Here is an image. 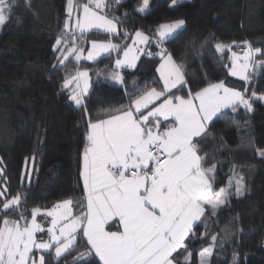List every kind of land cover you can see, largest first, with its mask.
I'll return each instance as SVG.
<instances>
[{"label": "trees", "instance_id": "obj_1", "mask_svg": "<svg viewBox=\"0 0 264 264\" xmlns=\"http://www.w3.org/2000/svg\"><path fill=\"white\" fill-rule=\"evenodd\" d=\"M66 1L30 0L29 4L27 0H17L11 19L0 25V159L4 162L0 166L5 172L9 198L17 193L26 197V203L21 205L26 215L33 207H49L64 199H73L75 214L86 211V201L83 205L75 201L84 200L80 172L89 120L106 119L108 113L127 107L130 97L153 87L162 88L156 71L159 48L152 39L158 25L185 21L162 46L184 65L193 92L223 80L226 86L248 97L253 92L256 97L264 95V67H259L264 56L254 57L257 67L246 82L229 74L228 50L219 53L215 49L216 43L243 41L264 49V0H184L175 6L172 0H149L144 13L136 11L143 0H120L119 4L117 0H106L104 12L118 18L116 42L120 49L130 41L125 32L131 37L140 30L152 40L134 68L121 69L123 84L102 81L95 75L113 68L114 52L95 61L68 57L64 64L59 63L61 52L55 51L54 45L63 36ZM75 35V42L80 41L85 50L90 40L110 38L98 30ZM232 48L240 50L242 46ZM149 52L153 55L149 56ZM82 68H87L90 83L88 95L78 106L70 99V87L63 85L65 78H72ZM172 92L187 98L188 88ZM252 109L247 111L240 105L233 112L227 108L210 122L207 135L195 138L199 155L206 154L204 167L215 165L214 188H227L230 178L232 187L217 215L197 221L195 235L187 238L188 251L192 253L189 264H200V252L213 244L214 235L218 239L206 264H264V157L257 153L258 149L264 150V101L253 98ZM26 167L30 177L22 176ZM241 176L245 190L237 196L235 181ZM4 184L0 181V188ZM18 215L11 213L10 217ZM87 247L86 238L80 234L76 249L59 261L53 250L44 254L48 264H73V257ZM179 252L177 258L184 264V250ZM89 264H99L94 253Z\"/></svg>", "mask_w": 264, "mask_h": 264}, {"label": "snow or ice", "instance_id": "obj_2", "mask_svg": "<svg viewBox=\"0 0 264 264\" xmlns=\"http://www.w3.org/2000/svg\"><path fill=\"white\" fill-rule=\"evenodd\" d=\"M27 3L30 4V0ZM172 3L175 5L177 0H172ZM16 5L17 0H0V25L11 19ZM106 7V0H88L82 4L67 0L65 31L71 33L73 46L56 47L69 43L68 36L57 38L54 50L64 54L60 64H64L69 55H74L77 61L82 58L95 61L103 53L117 52L116 68L136 66L138 57L133 53L138 49L134 46L152 43L151 38L141 31H136L134 37L125 32V38H131L133 44L124 47L123 59L119 56L121 46L110 40H92L87 56H83L85 49L77 50L75 47L76 30L81 36L91 29L119 34L118 18L113 16L109 19L95 10ZM148 7L149 0H143V5L136 11L144 13ZM73 9L78 12L74 23L71 22ZM184 23V20L177 19L162 23L156 29L155 44L161 60L156 71L163 82L162 88L157 90L153 87L142 95L130 97L127 107L108 113L106 119L89 120L80 172L84 200L75 201L81 205L86 201V211L74 215L73 199H64L43 213L39 206L33 207L29 221L25 210L21 209L26 197L17 193L9 198L5 172L0 168V181H5L0 188V216L3 217L0 220V264H48L44 253H50L52 249L59 261L76 249L81 232L89 247L73 257V264H89L93 253L99 258V264H181L177 258L181 249L185 253L184 264H189L192 253L188 251L187 238L195 235L193 228L197 221L217 215V210L227 202L232 187L230 178L227 188H214L215 165L204 167L206 154L199 155L195 138L207 135L208 122L223 109L231 108L235 112L238 106L243 105L247 111H252L253 98L264 100V96L256 97L253 92L252 97L246 98L243 92L226 86L223 80L193 92L183 70L184 65L177 63L171 52L160 47ZM243 43L246 46L242 58L244 63L238 65L241 58L236 57L230 75L247 82L250 80L249 67L253 71L257 67L254 57L257 54L264 56V49L253 48L248 41ZM225 48L231 50L230 45L215 44L219 53H223ZM259 67H264V61ZM88 75V71H81L71 80H64L65 88L76 81L79 89V81L83 79V90H73L70 96L78 106L83 104L82 97L88 95ZM109 79L117 84L125 83L119 73H113ZM186 87L187 98L172 92ZM161 100L158 105L155 103ZM169 120L171 122L164 123ZM257 153L264 157V150L258 149ZM27 161L26 157L25 165ZM3 163L0 159V165ZM30 175L31 171L26 167L22 176ZM242 181V176L235 181L237 196L244 193ZM11 213L19 215L12 219ZM39 214L51 218V226L46 230L47 240L38 241L36 238V233L45 232L37 221ZM110 222L116 224L115 230H111ZM217 239V236H212L213 244L201 250L200 264H206L213 255ZM34 249L41 252L38 259Z\"/></svg>", "mask_w": 264, "mask_h": 264}, {"label": "rangeland", "instance_id": "obj_3", "mask_svg": "<svg viewBox=\"0 0 264 264\" xmlns=\"http://www.w3.org/2000/svg\"><path fill=\"white\" fill-rule=\"evenodd\" d=\"M182 1H184V0H177V3L175 4V5H177L178 3H180V2H182ZM67 2V1H66ZM74 2L76 3V4H82L83 2H81V1H76V0H74ZM88 2V0H86V2L85 3H87ZM175 5H173V3H172V6H175ZM104 8H102V9H95L96 11H98L99 12V14L100 15H106L109 19H111L114 15H111V14H109V13H107V12H104V10H103ZM66 12H67V9H66ZM80 12H82V9H80ZM78 15V12H77V10L76 9H73V11H72V23H74V21H75V17ZM66 19H68V12H67V18ZM66 21V20H65ZM173 22V21H172ZM117 23V22H116ZM164 23H170V22H164ZM91 30H98V31H102V32H105L103 29H91ZM90 30V31H91ZM177 30H179V29H177ZM176 30V31H177ZM136 31H140V30H135L132 34H131V37H134L135 36V32ZM175 31V32H176ZM142 32V31H141ZM174 32V33H175ZM107 33V32H106ZM144 33V32H143ZM174 33H172L170 36H172ZM63 34V36H68V38H69V43L67 44V45H62V48H66V47H72L73 46V43L72 42H70V41H72L71 40V33L70 32H66L65 31V23H64V32L62 33ZM75 34H80V32H79V30H76V33ZM109 34V33H108ZM145 35H147L146 33H144ZM110 35V38L109 39H107V40H96V41H100V42H108L109 40L112 42V43H114V44H118L117 42H116V39H117V34L116 33H112V34H109ZM148 36V35H147ZM169 36V37H170ZM168 37V38H169ZM153 39V41L155 42V40L157 39V37H156V35L152 38ZM91 41L92 40H90L89 42H88V46H87V49H90L91 48ZM244 42V41H243ZM243 42H237V43H233V44H231L230 46H231V50L229 51L228 50V48H225V49H227L228 50V52H229V59H228V61H229V63H228V71H229V74H230V69H231V67H232V62H233V60L234 59H236V57H240L241 59L238 61V65H242L243 63H244V61H243V56H244V52H245V50H246V46L244 45V43ZM74 44H75V47L77 48V50H79V49H83V45L81 44V42L80 41H78V42H74ZM133 44V40L130 38V41L126 44V45H132ZM126 45H124V47L126 46ZM232 45H235V46H237V45H240V46H242V48L239 50V49H237V50H234L233 48H232ZM124 47H122L120 50H119V56H120V58L121 59H123V49H124ZM136 49H138L137 51H135L134 53H133V55H135L136 57H138L137 59H136V61H135V64L137 63V61H138V59H139V57H141L142 56V54H144L145 53V51L147 50L148 51V46L147 45H145V44H137V45H135L134 46ZM160 47H162L163 48V46H162V44L160 45ZM159 52V51H158ZM115 53V55H114V59H113V68L112 69H109V70H105V71H101V72H97V73H95V75H97V77H98V79L99 80H102V81H108V82H110V83H113V84H117L114 80H111V79H109V77L113 74V73H119V75H121V69H123V68H129V69H132V68H134V67H130V66H128V65H124V66H122V67H120V68H116V66H115V60L117 59V52H114ZM233 53H235V56H233ZM108 53H103L101 56H104V55H107ZM60 60L61 59H64V54H62V53H60ZM83 56H87V50H85L84 52H83ZM101 56H99V57H101ZM68 57H72L74 60H76L75 59V56L74 55H69ZM99 57H97V58H99ZM86 61H90V60H87V59H85ZM160 63H161V60L159 61V64H158V66H157V68L159 67V65H160ZM251 70H252V67H249V69H248V75L250 76V73H251ZM81 71H88L87 70V68H82L80 71H78V72H81ZM116 71V72H115ZM76 76V75H75ZM159 76H160V74H159ZM232 76V75H231ZM74 77V76H73ZM233 77H235V78H238V79H240V77L239 76H233ZM88 84L90 83V76L88 75ZM69 80H71V78L69 79ZM242 80V79H241ZM81 81H82V84L80 83V81H79V85H80V87H79V89H77V83H76V81H72L70 84H69V87H70V96H71V94H72V91L73 90H80V91H82L83 90V88H84V81H83V79H81ZM163 83V82H162ZM236 90H238V91H241V90H239V89H236ZM241 92H243V91H241ZM244 93V92H243ZM245 94V93H244ZM246 96V98L248 97L247 95H245ZM261 96H264V95H260L259 97H261ZM82 99H83V97H82ZM261 100V99H260ZM261 101H264V100H261ZM197 104H198V101H197ZM227 108H225V109H223L222 111H224V110H226ZM145 114H146V112H145ZM214 118V117H213ZM213 120V119H212ZM169 122H171L170 120L169 121H167V122H164L165 124H167V123H169ZM210 122L211 121H209L208 123L210 124ZM0 168H1V166H0ZM58 202V201H57ZM57 202H55V203H57ZM54 203V204H55ZM53 204V205H54ZM53 205H51V206H49V207H45V208H42V207H40L41 209H42V213H43V211L44 210H46V209H51L52 208V206ZM73 213H74V210H73ZM74 215H80V213L79 214H75L74 213ZM27 217H28V220L30 221L31 220V210H30V214L29 215H27ZM17 217H14V218H12V219H16ZM37 221H38V223H40L41 224V226L45 229V232H43V233H36V238H37V240L39 241V240H47L49 237H48V234H47V228L48 227H50L51 226V218L50 217H46V216H44L43 214H39L38 215V217H37ZM21 223H23V221H21ZM80 234H82V232L80 233ZM79 238V237H78ZM53 250V252H54V249H52ZM35 253H36V257H37V259H38V257H39V255L41 254V252L40 251H38V250H33Z\"/></svg>", "mask_w": 264, "mask_h": 264}, {"label": "crops", "instance_id": "obj_4", "mask_svg": "<svg viewBox=\"0 0 264 264\" xmlns=\"http://www.w3.org/2000/svg\"><path fill=\"white\" fill-rule=\"evenodd\" d=\"M80 83L82 84V81L81 80H80ZM110 227H115L116 228V224L110 222ZM115 228H111V230H115Z\"/></svg>", "mask_w": 264, "mask_h": 264}]
</instances>
